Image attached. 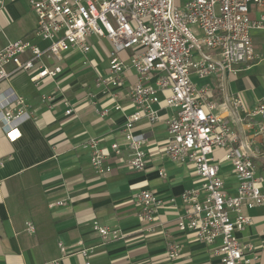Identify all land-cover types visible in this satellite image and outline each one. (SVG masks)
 Returning <instances> with one entry per match:
<instances>
[{
  "label": "built area",
  "instance_id": "2783aa9c",
  "mask_svg": "<svg viewBox=\"0 0 264 264\" xmlns=\"http://www.w3.org/2000/svg\"><path fill=\"white\" fill-rule=\"evenodd\" d=\"M180 1L30 0L37 27L30 35L0 47V84L18 71H35L34 82L55 78L63 68L47 67L45 60L61 59L73 51L88 54L91 38L109 39L113 49L108 76L98 77L95 86L103 93L121 88L133 70L136 81L129 95L136 110L122 129L124 145L114 143L107 151L96 138L83 144L96 174H111L117 164L135 171L148 168L146 139L134 133L135 126L143 119L150 124L160 120L155 107L162 103L160 95L167 93L164 103L174 115L166 122L165 156L179 165H192L200 179L198 187L181 194L183 211L178 215V229L211 247L221 264H261L254 247L238 234L253 222L247 212L264 208V96L251 108L244 95L226 94L221 107L210 86L196 85L193 75L200 80L217 78L225 84L228 75L264 61L253 35L254 31L264 32V0H185L183 5ZM191 25L198 26L204 35L197 37ZM40 43L48 45L41 47ZM127 50L132 51L128 63L120 56ZM10 65L15 67L12 73ZM220 107L229 110L236 122L219 113ZM28 108L14 94L2 99L0 91V123L11 142L21 137L22 124L33 119ZM96 112L106 117L111 110L96 108ZM219 150L224 151L223 159L237 178L234 194L227 191L221 174ZM159 174L166 176L164 170ZM171 203L175 205V199ZM64 205L59 201L50 207ZM162 205L155 191H142L137 196L139 217L148 225L147 232H156ZM28 229L35 231L31 223ZM94 229L103 244L125 238L120 230L98 222ZM92 250L79 253L88 257ZM180 256V245L169 244V257Z\"/></svg>",
  "mask_w": 264,
  "mask_h": 264
},
{
  "label": "crops",
  "instance_id": "0c3cea01",
  "mask_svg": "<svg viewBox=\"0 0 264 264\" xmlns=\"http://www.w3.org/2000/svg\"><path fill=\"white\" fill-rule=\"evenodd\" d=\"M29 5L30 0H0V47L35 30L32 18L37 15ZM20 22L15 28L21 35L11 36V29ZM104 40L112 45L109 39ZM255 44L262 55L263 42L255 37ZM130 52L120 54L126 63ZM262 62L228 75L225 84L209 78L201 80L202 86H210L221 107L226 94L240 93L253 108L264 96L257 94L262 86L255 77L246 80L238 76ZM43 64L61 66L63 72L34 82L35 71L12 73L15 67L10 65L8 71L12 74L0 84L2 99L14 94L33 113V119L20 127L22 135L15 142L8 139L0 123V161L4 163L0 167V264H221L211 247L177 227L178 215L183 211L181 194L198 187L200 179L192 165H179L165 156L169 136L166 122L174 115L164 103L167 93L160 95L162 103L155 107L160 120L150 124L143 119L135 126L134 133L146 139L148 168L135 171L117 164L113 173L98 175L91 166L90 152L82 146L91 138L99 139L107 151L114 143L125 144L122 129L136 110L129 95L136 73L130 70L124 86L103 93L95 82L100 76H108L109 64L101 67L92 51H73ZM117 105L121 107L118 111ZM221 107L219 113L234 121L231 112ZM96 108L111 113L101 117ZM69 109L73 110L70 115ZM218 156L227 191L234 194L237 178L223 159L224 151L219 150ZM161 170L166 172L163 178ZM146 190L155 191L163 201L154 233L146 231L148 225L139 217L137 196ZM59 201L65 205L50 207ZM247 214L253 222L238 237L254 247L264 264V208ZM95 222L120 230L125 238L103 244L94 229ZM28 223L34 225V232L28 229ZM171 243L181 247L177 259L169 257ZM82 249L93 252L84 257L79 253Z\"/></svg>",
  "mask_w": 264,
  "mask_h": 264
},
{
  "label": "rangeland",
  "instance_id": "374dc122",
  "mask_svg": "<svg viewBox=\"0 0 264 264\" xmlns=\"http://www.w3.org/2000/svg\"><path fill=\"white\" fill-rule=\"evenodd\" d=\"M184 1L185 0L180 1L181 5H183ZM253 14H255V13L253 12ZM34 17L32 18L33 19L32 23H35L36 27H37V24H38L37 16L35 18ZM22 23L23 22L17 23L16 25L13 24V26L14 25L15 26L11 29V36H17L18 37L21 35V31L19 30V28L17 29L15 27H20V25ZM190 30L197 37H202L204 35L203 31L198 26L191 25ZM253 35L256 37V39L258 41L263 42V46H264V32L254 31ZM40 45H43V47H45L48 45V43H40ZM90 45L92 47V52L94 53V55H96V62L100 63L101 67L107 66L109 64V54L113 48V46L110 44V42L108 40H104V39L98 40V39L91 38ZM98 53H100L101 56L98 55ZM130 53H131L130 50H127L121 54L122 55H127V54L130 55ZM238 77L244 78L246 80L249 78L253 79L252 77H255L260 82V84L262 86L261 89L257 90V94H259V96L264 95V62L260 63L252 71L240 74ZM193 79H194L196 85L198 84L199 86H202V84H204V81L198 80L195 77V75H193Z\"/></svg>",
  "mask_w": 264,
  "mask_h": 264
}]
</instances>
